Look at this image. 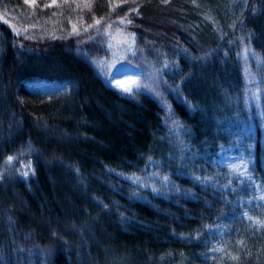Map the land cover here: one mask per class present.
Returning a JSON list of instances; mask_svg holds the SVG:
<instances>
[{
	"label": "trees",
	"instance_id": "16d2710c",
	"mask_svg": "<svg viewBox=\"0 0 264 264\" xmlns=\"http://www.w3.org/2000/svg\"><path fill=\"white\" fill-rule=\"evenodd\" d=\"M71 1L86 27L131 22L168 114L103 81L93 31L27 39L0 20V167L36 150L32 177L0 181V264H264V110L245 107L264 0ZM237 137L245 176L216 161Z\"/></svg>",
	"mask_w": 264,
	"mask_h": 264
},
{
	"label": "rangeland",
	"instance_id": "374dc122",
	"mask_svg": "<svg viewBox=\"0 0 264 264\" xmlns=\"http://www.w3.org/2000/svg\"><path fill=\"white\" fill-rule=\"evenodd\" d=\"M20 1L21 3L16 5L0 2V20L6 23L16 35L27 39H43L93 31L96 35L94 38L106 51L104 56L92 61L103 81L129 98L151 94L158 99V103L168 114V108L165 106L159 87V78L151 71L146 72L140 69L133 61L136 55V36L130 27L129 20L110 19L104 24H93L91 27H86L84 23L79 22L78 7L71 0ZM161 22L166 23L165 20ZM155 24L160 26L158 22ZM149 29H153V26ZM232 46L235 45H230ZM252 57L250 64L254 63L260 69L261 60ZM250 64L246 71V86L250 95L245 107L249 114L252 112L262 114L264 103L261 102L262 106L260 101L264 97V87L255 78ZM243 146L241 137L232 138L228 145L218 149L216 161L231 172L245 176L248 160ZM35 156L36 150L31 144L26 143L20 147L15 153L9 155L0 167V181L5 178L28 180L33 175ZM143 185L146 186V184ZM148 185L153 184L148 182Z\"/></svg>",
	"mask_w": 264,
	"mask_h": 264
},
{
	"label": "snow or ice",
	"instance_id": "6c2138e0",
	"mask_svg": "<svg viewBox=\"0 0 264 264\" xmlns=\"http://www.w3.org/2000/svg\"><path fill=\"white\" fill-rule=\"evenodd\" d=\"M9 159H11V158H9Z\"/></svg>",
	"mask_w": 264,
	"mask_h": 264
}]
</instances>
